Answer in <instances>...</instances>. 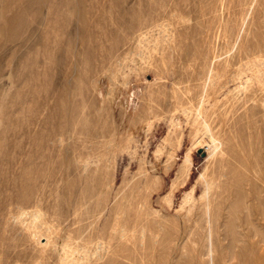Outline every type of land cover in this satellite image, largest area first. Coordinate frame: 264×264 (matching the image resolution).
Instances as JSON below:
<instances>
[{"label":"rangeland","instance_id":"obj_1","mask_svg":"<svg viewBox=\"0 0 264 264\" xmlns=\"http://www.w3.org/2000/svg\"><path fill=\"white\" fill-rule=\"evenodd\" d=\"M83 263L264 264V0H0V264Z\"/></svg>","mask_w":264,"mask_h":264},{"label":"bare ground","instance_id":"obj_2","mask_svg":"<svg viewBox=\"0 0 264 264\" xmlns=\"http://www.w3.org/2000/svg\"><path fill=\"white\" fill-rule=\"evenodd\" d=\"M258 70V69H257ZM250 75V74H248ZM259 75V74H258ZM218 76L217 72L213 69L210 70L207 78H206V86L209 87L214 83L215 78ZM242 76V75H241ZM252 77V74H251ZM249 78V77H248ZM250 79V78H249ZM247 79V81L249 80ZM252 79V78H251ZM259 79V78H258ZM242 82V81H241ZM237 83V82H236ZM242 84V83H241ZM244 84V82H243ZM246 85V84H245ZM242 86V85H241ZM242 88V87H241ZM204 102V101H203ZM201 105V104H200ZM203 105V104H202ZM200 106L199 108H201ZM198 113V111H197ZM200 113V112H199ZM190 124V123H189ZM206 128L210 130V126L207 124ZM197 134V133H196ZM213 135V134H212ZM221 147V142L216 136H212V144L209 145V150L212 152L211 155H214ZM192 164V157H191V151L188 150L185 154L184 160L179 168L177 177L174 179L172 183L171 189L164 195V199L171 205L172 203V196L174 193V190L178 187L180 183H183L185 180V177L187 176V173L189 171L190 165ZM256 169V168H255ZM205 179V190L204 192L200 195L201 198H204L206 200V215L207 217H211V211H212V206H211V196L213 194L214 186H215V181L213 179H207L204 174L201 175ZM247 182V181H246ZM196 202V196L194 194V188L191 190L187 191L184 196L182 203L180 205V208H184L186 205H190V210L194 207ZM174 206V205H173ZM118 216V215H117ZM210 220V219H209ZM211 222V221H210ZM209 222V223H210ZM212 235V228L210 227V238ZM211 246H212V241H211ZM68 249V248H67ZM67 251V250H66ZM98 252V251H97ZM66 253V252H65ZM64 253V254H65ZM71 255V254H70ZM69 256V255H68ZM72 256V255H71ZM76 256V255H75ZM207 256V255H206ZM233 256V255H232ZM73 261V260H72ZM228 261V260H227ZM231 261V260H230ZM66 262V260H65ZM76 262V261H75ZM68 263V261H67ZM84 264V263H83Z\"/></svg>","mask_w":264,"mask_h":264}]
</instances>
